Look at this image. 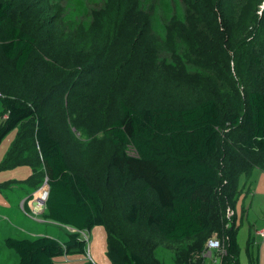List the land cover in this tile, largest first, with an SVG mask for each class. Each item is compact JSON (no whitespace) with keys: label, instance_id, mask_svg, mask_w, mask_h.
I'll list each match as a JSON object with an SVG mask.
<instances>
[{"label":"trees","instance_id":"1","mask_svg":"<svg viewBox=\"0 0 264 264\" xmlns=\"http://www.w3.org/2000/svg\"><path fill=\"white\" fill-rule=\"evenodd\" d=\"M46 1L0 0V100L5 111L0 144L11 131H18V139L2 167L31 165L32 174L26 183L38 190L46 181L48 188L45 218L77 231L70 232L64 243L49 235L7 237L6 245L19 254L18 264H67L57 259L74 252L86 253L87 241L78 231L100 224L108 231L110 264H163L150 257L144 247L135 249L109 223L102 190L81 171L83 161L96 160L94 140L105 137L114 147L106 155L108 171L123 196V215L130 224L168 242L198 239V245L204 244V248L215 231L214 207L220 194L221 211H234L223 222L227 227L223 264H240L235 209L241 177L251 178L255 168L264 170V44L256 40L264 41V11L260 15L258 5L261 0H202L204 12L198 18L187 16L188 27L173 25L165 40L144 35V43L157 52L148 62L147 76L143 73L138 85L137 92L142 96L134 103L118 95L115 114L107 126L105 121L95 119V110L105 95L92 93L95 97L88 104L86 92L90 91L83 85L95 86V78L90 75L107 69L103 48L119 35V30L124 31L133 16L126 28L127 36L132 35L145 2L108 0L106 6L93 10L92 22L82 33L83 44L76 50L77 44L73 40L72 45L70 39L76 33L74 21L62 24L64 18L58 21L56 12L49 15L52 7L41 6ZM179 1L173 0L176 10ZM40 30L46 32L47 39L36 34ZM142 33L139 30L136 34ZM56 35L60 36L58 39H70V43L54 40ZM39 38L44 45L39 44ZM249 39L255 41L251 52L245 50L244 44ZM197 49L203 50L200 55H213V62L201 61L199 69L213 80L211 68L216 66L215 79L225 87L224 100L231 101L237 112L224 110L222 100L205 79L182 86L172 76L165 79L159 71L158 52L182 51L191 60ZM77 74L78 78L71 81ZM155 77H160L158 83ZM259 83L261 87L257 86ZM240 84L245 85L242 98L237 93ZM66 92L69 105L81 103V123L77 116H67L69 107L66 100L63 103ZM169 94L176 95L179 105L167 102ZM28 121L34 122L33 127H24ZM227 121L242 128V137L235 139V147L227 143L232 134L221 139ZM59 124L71 136V150L65 144L68 141L54 133ZM98 133H103V137L98 138ZM84 136L90 137L91 144L83 141ZM29 140L31 145L27 144ZM260 154L263 159L254 160ZM32 197L30 194L28 200ZM25 209L30 211L27 203ZM251 242L252 235L248 248ZM191 261L190 264L204 263L200 257L192 256ZM253 263L250 255V264Z\"/></svg>","mask_w":264,"mask_h":264},{"label":"rangeland","instance_id":"2","mask_svg":"<svg viewBox=\"0 0 264 264\" xmlns=\"http://www.w3.org/2000/svg\"><path fill=\"white\" fill-rule=\"evenodd\" d=\"M134 1L136 0H130L129 2L134 3ZM142 1L145 2L144 9L141 10L143 12L139 13L136 17L138 24L134 27V30L131 33L132 35L129 37L127 36L126 28H128L130 22L133 21V16L129 18L128 23L124 27V31L119 30V35L115 37L109 46H105V49L103 48L102 54H105L104 58L107 69L102 72H94L93 75H90L94 76V85L97 86V88L95 86L91 87V84L83 85L87 91H90L86 92L88 104L92 103L93 98L95 97L92 93L96 94L98 92L101 95H105L100 101V106L95 110V119L105 121V126L109 124L115 114L113 111L114 102L118 95H123L127 102L134 103H137L142 96L141 92H137L138 85L141 83L143 73H147L146 69L150 58L157 52L153 51L148 44L144 43L143 36L147 34L150 38L165 40L170 37L171 27L173 25L178 26V28H186L189 26V23L186 21L187 16L198 18L202 12H204L202 0H180L178 10L175 9L173 0ZM256 2L258 3V0H256ZM107 3L108 0H47L46 3L41 6H51L52 12L49 13V15L56 12V15H58V21L61 18H64L62 24L64 21H74L76 33L70 39L71 44L73 40L74 43L77 44V47L73 46L77 50V48H81L80 46L83 44L82 33L86 31L92 22L93 10L106 6ZM247 5L248 1H245L244 6ZM258 5L260 8L259 14L262 15L264 11V0H261ZM219 16L220 15H218V17ZM99 21L102 26V19H99ZM31 26L34 28V21L31 22ZM121 26L122 22L119 23V27ZM191 28L193 29V27ZM135 30L136 32L134 33ZM139 30H143L141 35L136 34ZM37 32L38 33L36 34L41 38H46V32H44V30ZM58 36L59 35H56L54 40L58 39ZM243 36L248 37L246 33H244ZM41 38H39V44L44 45ZM70 39L59 38L58 41L63 44H69ZM256 40H258V43L262 42L264 44L262 39L257 38ZM244 44H246L245 50H248V52L254 51L255 41L253 39L244 41ZM199 51L203 50H193L192 57H190L191 60L185 58L182 51L173 53L158 52L157 67L160 69L159 71L161 73L165 74V79L168 80L172 76L176 81L180 82L182 86H185L186 84L192 85L194 84V80L199 81L200 79H205L207 83H210L212 90L218 96L220 101L222 100L221 103L224 110L227 113L237 112V109L232 106L231 101L224 100L223 91L225 87L215 79L218 78L216 66L212 65L211 68L213 71L211 74L214 76L213 80L209 77H205L199 69V62H213V55H209L207 52L200 55ZM240 52L242 53V51ZM75 57L76 54L73 52V59ZM231 65L232 70L235 73L236 67L234 62H231ZM251 68L254 70L253 66ZM211 69H209V71H211ZM145 76H147V74H145ZM77 78L78 74L74 75L71 81L76 80ZM159 80L160 77L154 78L156 83H158ZM257 86L261 87L262 84L260 85L259 83ZM192 92L196 94L195 90ZM237 93L241 98L244 97V84H240L239 88H237ZM67 94H69V92H66L63 95V103L66 100L65 103L68 104L69 107L67 116H77L76 120H79L81 123L84 119V116L81 115V103L77 102L69 105ZM166 98L167 102L179 105L175 94H169ZM143 99L145 100L146 97ZM182 100L183 98L180 99V102H182ZM243 110V108L239 110V113H242ZM55 112L60 115L59 111L55 110ZM4 116L5 111L0 100V125ZM33 125V121H28L24 127H33ZM64 128L65 126L59 124L57 130H54V133L60 137L62 136L64 140L68 141L65 142V144L68 149L71 150L73 146L71 143L72 139L71 136L67 134V131L63 130ZM71 129L75 132L74 135L79 139L80 135L76 133L75 127L72 124ZM241 129V125L233 126L231 121H227L222 128L221 139L223 140L228 134H232V139L227 140V143L235 147V139L237 140L242 137L243 133ZM16 132V130L11 131L1 142L0 163L1 159L6 157L8 153L7 149L9 148ZM29 132L32 134L31 131ZM238 133L240 135H237ZM97 135L98 138L103 137V133H98ZM89 139L90 137H83V141L85 140L87 143L90 141ZM30 142H32V140H29L27 144L31 145ZM91 142L92 140L90 141V144ZM93 145H95L94 155L96 160L94 162L83 161L84 167L81 171L102 190L109 223L112 224L119 233L126 237L135 249H142L144 247L150 257L157 258L163 264H190L192 262V256L193 258H204L202 253L205 247L203 248L204 244L202 246L198 245V239L188 240L187 242H168L154 232L133 226L124 218L123 196L118 191L117 185L108 171L109 166H107L108 161L106 155L108 154V151L112 150L114 147L109 144L106 137L105 139L94 140ZM29 152L35 159L32 150ZM68 155L71 159V155ZM38 158L40 160V157ZM260 159H263L261 158V154L258 156L256 155L254 160ZM75 161L81 165L77 158ZM26 170H29L30 172V167L23 166L22 169L11 168L3 170V172H0V178L8 179V181L11 178H24L26 177ZM253 180L255 183L254 192L249 181L246 182V184H240L238 191L239 198L236 202V226L240 245V264H250L247 253L250 226H264V172L257 170L254 173ZM44 188H47L46 181L38 190H35L33 196H42ZM27 189H29L27 184H11L8 188H2L0 191L7 196H26L25 191ZM245 195L248 197H245ZM217 196L213 216V222L215 224L213 229L215 231L210 235V238L217 237L225 243L226 239L224 231L227 227L225 224L223 225V222L226 221V218L230 217V213L228 209L227 211L226 209L221 211L223 206L219 204L220 194ZM248 205L250 206V209L245 210L244 213V208ZM11 206L12 208L6 211V213L0 211V264L19 263L20 257H16V254L17 256L19 254L5 244L6 237L34 238L39 235H49L64 243L68 239V234L70 232L77 231L71 226L61 225L45 218L43 211L38 214H36L34 210H30L29 212L25 211L19 200L11 202ZM35 215H41L42 218ZM219 221H222V223L217 224ZM258 230L259 229H257V231ZM78 232L80 236L87 241L86 253H70L69 255L60 257L57 261L65 262L67 264H86L88 261H91L92 264H110V259L107 253L108 231L106 226L100 224L94 226L91 230H79ZM225 255L226 254H224L223 258ZM189 256L190 259L186 260ZM258 262L259 264H264V248L263 251H261V254L259 253Z\"/></svg>","mask_w":264,"mask_h":264},{"label":"crops","instance_id":"3","mask_svg":"<svg viewBox=\"0 0 264 264\" xmlns=\"http://www.w3.org/2000/svg\"><path fill=\"white\" fill-rule=\"evenodd\" d=\"M15 130L17 131V129H15ZM17 139H18V131L16 132L14 138H12V141H11V143L9 145V148L7 149L8 153H7L6 157H3L1 159V163H0V168L1 169H0V172H3V170H7V169H11V168H13V169H22L23 166H29L30 167V172H29V170H26V172H25L26 173V175H25L26 177H24V178H11V179H9V181H8V179H1L0 178V189H2V188H8L9 185H11V184H27L26 183V180L32 174V170L33 169H32V166L29 165V164H18L16 166L7 167V168H3L2 167L3 162L6 160L7 156L10 153V150L13 148V145L15 144V142L17 141ZM257 170H259L261 172H264V170H262L261 168H255L253 170V173H252L251 178H247L245 176H242L241 177V184L242 185L243 184H246V182L249 181V183H251V188L253 189V192H254V188H255V183H254V180H253V176H254V173ZM27 186L29 187V189H27L25 191L26 196H7L6 194H3L2 191H0V211L2 213H6V211H8L9 209L12 208L11 202L17 201V200L20 201V204L22 205V207H23V209L25 211H27L25 209V203H27V205L30 208V210H34V211L41 210V208L38 207V201H39V197L40 196H33L30 200H28L30 194H33L35 192V190L33 188H31V186L29 184H27ZM35 195H37V194H35ZM245 197H248V196L245 195ZM249 209H250V206L248 205L247 207L244 208V213H245V210H249ZM235 212H236V215H237V208L235 209ZM233 213H234V211L230 212V215H232ZM35 216L42 218L41 215L40 216L35 215ZM252 226H250V230H249V236L252 235V242H251L250 247L247 249V253H248V256H249V262H250V255H251L252 258H253V262H254L253 264H259V262H258L259 253L261 254V251H263V248H264V240H262L258 236L257 229H260V228H262L264 226H262V227H258V226L257 227L256 226L252 227ZM249 236H248V239H249ZM237 238H238V234H237ZM238 242H239V240H238ZM16 257L19 258V255L17 256V254H16ZM19 260H20V258H19Z\"/></svg>","mask_w":264,"mask_h":264},{"label":"built area","instance_id":"4","mask_svg":"<svg viewBox=\"0 0 264 264\" xmlns=\"http://www.w3.org/2000/svg\"><path fill=\"white\" fill-rule=\"evenodd\" d=\"M43 195L39 197L38 207L41 210L34 211L36 214L43 211L45 208V201L48 196V188L43 189ZM258 236L264 240V227L260 228L257 232ZM227 253V248L223 240L217 237H211L207 240L204 251L202 253L204 259L203 264H223L222 258Z\"/></svg>","mask_w":264,"mask_h":264}]
</instances>
